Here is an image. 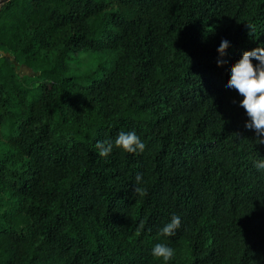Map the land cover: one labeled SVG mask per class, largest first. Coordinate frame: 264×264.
I'll use <instances>...</instances> for the list:
<instances>
[{
    "label": "trees",
    "instance_id": "16d2710c",
    "mask_svg": "<svg viewBox=\"0 0 264 264\" xmlns=\"http://www.w3.org/2000/svg\"><path fill=\"white\" fill-rule=\"evenodd\" d=\"M257 47L264 0L2 2L0 264H264V144L226 86ZM83 49L108 57L63 74ZM121 131L144 151L99 156Z\"/></svg>",
    "mask_w": 264,
    "mask_h": 264
},
{
    "label": "clouds",
    "instance_id": "9594fccd",
    "mask_svg": "<svg viewBox=\"0 0 264 264\" xmlns=\"http://www.w3.org/2000/svg\"><path fill=\"white\" fill-rule=\"evenodd\" d=\"M249 34L251 35V26L248 25ZM229 47V42L224 40L221 42L217 51L221 56L226 54V49ZM252 58L259 61L258 65H253ZM224 60L217 61L218 66H222ZM230 78L227 81V87L236 90L244 97L239 102V106L246 111L249 120L245 127L255 130L256 144H264V47H257L251 51H245L242 57L230 67ZM122 149L124 152L136 153L143 152L145 145L134 131L118 133L114 144L109 141L96 143L98 155L101 157L108 156L113 147ZM254 167L258 170H264V158L259 159L254 163ZM142 177L137 175V186L133 189L134 193L143 197L147 195L146 189L140 187ZM180 217L173 215L170 222L160 230L164 236L171 237L175 235L176 230L180 227ZM143 228V224L139 226ZM174 249L163 243L154 245L151 255L156 259H161L164 264H167L174 256Z\"/></svg>",
    "mask_w": 264,
    "mask_h": 264
},
{
    "label": "rangeland",
    "instance_id": "374dc122",
    "mask_svg": "<svg viewBox=\"0 0 264 264\" xmlns=\"http://www.w3.org/2000/svg\"><path fill=\"white\" fill-rule=\"evenodd\" d=\"M70 59H66L68 66L63 71V74H79L88 72L93 69L98 63L103 62L107 57L108 53L105 50H89L83 49L69 54ZM17 71L20 74H31L32 72L25 65H19Z\"/></svg>",
    "mask_w": 264,
    "mask_h": 264
},
{
    "label": "water",
    "instance_id": "95a60500",
    "mask_svg": "<svg viewBox=\"0 0 264 264\" xmlns=\"http://www.w3.org/2000/svg\"><path fill=\"white\" fill-rule=\"evenodd\" d=\"M5 0H0V4L2 3V2H4Z\"/></svg>",
    "mask_w": 264,
    "mask_h": 264
}]
</instances>
